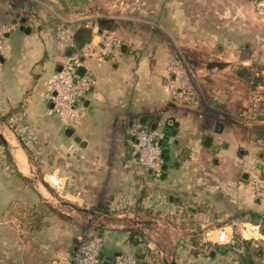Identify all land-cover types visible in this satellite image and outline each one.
Returning a JSON list of instances; mask_svg holds the SVG:
<instances>
[{
	"label": "crops",
	"instance_id": "0c3cea01",
	"mask_svg": "<svg viewBox=\"0 0 264 264\" xmlns=\"http://www.w3.org/2000/svg\"><path fill=\"white\" fill-rule=\"evenodd\" d=\"M220 1L225 10L216 36L224 41L222 55L226 48L238 55L235 47L247 41L249 53H258L264 64V21L249 13L251 0ZM167 4L191 7L190 0ZM93 7L90 0L74 5L0 0V25L7 29L0 45V134L6 142L0 139V264H64L78 238L94 233L103 237L104 258L127 254L140 264H240L246 250L254 264H264V199L251 193L249 181L252 169L264 176V95L256 97L261 112L253 116L249 99L233 95L178 101L169 91L171 53L160 34L135 22L121 36L116 30L98 32ZM109 7L125 13L129 5ZM21 17L28 33L19 29ZM184 18L192 30L193 20ZM178 19L177 10L169 12L170 24ZM82 24L91 28L93 44L103 31L119 36L121 44L101 61L84 59L95 85L85 97V115L66 124L52 110L47 82L73 47L60 39L58 27L73 37ZM251 60L242 64L253 72ZM254 74L259 78L252 82L264 90V66ZM136 124L160 127L167 136L162 142L167 167L158 177L133 155L130 130ZM242 211L263 219H243ZM243 226H258L253 238L241 235ZM220 227L232 230L227 243L205 235Z\"/></svg>",
	"mask_w": 264,
	"mask_h": 264
},
{
	"label": "rangeland",
	"instance_id": "374dc122",
	"mask_svg": "<svg viewBox=\"0 0 264 264\" xmlns=\"http://www.w3.org/2000/svg\"><path fill=\"white\" fill-rule=\"evenodd\" d=\"M120 1L129 5L125 13H121L119 8L109 7L113 2L118 4ZM163 1L164 4H167L169 0H90L94 5V13L91 14L98 15V18L104 17L107 19H110L108 16L111 15L117 16L118 18L111 19V31L116 30L115 33L120 36L123 29L133 26L132 22H135L137 26L146 27L152 33L160 34L158 37L161 36L159 38L161 45L170 50L171 61H176L179 66L180 80L185 81L193 90L198 101L205 96L210 99L233 95L241 101L246 100L247 102L249 99L247 106L250 108L253 97L256 99L258 94L260 96L264 95V90L256 87L255 83L252 82L259 78L254 72L264 64L263 61H259L258 53H249L247 47H250L248 45H251V42H240L234 50L236 51L234 54L238 55L230 56L233 51L230 52L228 48L225 49L223 55L221 53L224 50V41L218 39L216 35L221 31L219 22L225 9L220 0H205L207 3L204 4L202 3L204 0H190L191 7L189 6L186 9L181 7L177 9L170 8L168 4L165 8L160 9L159 3ZM252 1L249 4L247 3L249 13L253 14L256 21H264V17L258 16L257 13L254 15L258 0ZM240 3L245 4L246 1L240 0ZM137 4H141V9L137 8ZM175 10H177L178 16L180 15V19H178L179 24L174 25L169 23L168 15L170 11L174 12ZM162 15L163 19L160 21L159 16ZM186 15L189 20H193L192 30L188 29V24L186 25V20H184ZM248 16L250 15L248 14ZM121 17H129L137 19V21L125 20ZM200 18H204L202 23L199 20ZM186 31H189V33ZM206 31L209 32L208 36H206ZM243 43H246L247 46L244 47ZM261 44L262 42L257 45L259 49ZM225 55V59H230L229 63L223 62L222 59ZM249 57L252 60L247 65H251L248 67H252L253 72L242 64ZM210 62L222 64L223 67L225 66V70H220L221 67L218 65L208 68L207 64ZM210 68H213V70ZM199 69L204 71L200 73ZM260 101L263 103V100ZM261 106L264 107V103L260 105V108ZM252 115L254 114L251 113ZM215 236L216 233L213 232L209 235V238L213 240Z\"/></svg>",
	"mask_w": 264,
	"mask_h": 264
},
{
	"label": "built area",
	"instance_id": "2783aa9c",
	"mask_svg": "<svg viewBox=\"0 0 264 264\" xmlns=\"http://www.w3.org/2000/svg\"><path fill=\"white\" fill-rule=\"evenodd\" d=\"M256 13L264 17V0L256 2ZM7 29L0 25V45ZM60 39L67 45L73 46L71 34L66 32L62 27H58ZM121 42L114 34L103 31L99 41L93 44L91 41L86 43L80 50L74 51L75 56L71 63H63L60 70H57L47 82V89L50 93L52 110L66 124L73 123L81 119L86 113V107L83 100L95 85V79L87 72L83 75L77 73V68L84 66L79 57H94L101 61L113 53ZM85 67V66H84ZM179 66L176 61H170L168 70L170 74L169 91L173 98L181 102L196 103L198 99L193 90L180 80ZM213 70V69H212ZM251 107L248 114H255L257 111V99L252 98ZM253 116V115H252ZM133 155L139 164L151 175L158 177L162 172V144L165 137L162 128H148L141 124L134 125L131 130ZM250 191L260 199H264V176L256 169L249 172ZM250 227V228H249ZM243 226L242 236L244 238H253L254 229L258 226ZM215 232L216 236L213 241L217 243H227L231 238L232 230L226 227L208 230L205 235H211ZM210 239V238H209ZM211 240V239H210ZM103 246V237L101 234L94 233L91 235H82L78 238L74 253L70 261L64 264H103L104 257L101 255ZM72 261V263H71ZM108 264H139L134 256L127 254H117L109 260Z\"/></svg>",
	"mask_w": 264,
	"mask_h": 264
},
{
	"label": "trees",
	"instance_id": "16d2710c",
	"mask_svg": "<svg viewBox=\"0 0 264 264\" xmlns=\"http://www.w3.org/2000/svg\"><path fill=\"white\" fill-rule=\"evenodd\" d=\"M63 4L68 3V4H79V3H83L86 0H60ZM111 19H107V18H98L97 19V26H98V32H101L102 30H108L111 31ZM91 34H92V30L90 27H87L86 25L82 24L80 25L73 33V47L72 50L73 51H78L80 50L86 43H88L91 39ZM222 67V64L220 63H216V62H210L207 64V67H216V66ZM163 140L161 141L162 144ZM104 210L103 207L98 206V211H102ZM103 212V211H102ZM239 216L243 219L252 221V222H257L258 220H262L263 218L260 217L259 215H257L254 212H250V211H242L240 212ZM100 234V233H98ZM128 238L132 241L133 240V233L130 232ZM246 242L242 243V247L245 246ZM240 264H254L253 259H252V254H250L249 252H247L246 250L240 254ZM137 260V262L140 264L139 259L136 257L135 258Z\"/></svg>",
	"mask_w": 264,
	"mask_h": 264
},
{
	"label": "water",
	"instance_id": "95a60500",
	"mask_svg": "<svg viewBox=\"0 0 264 264\" xmlns=\"http://www.w3.org/2000/svg\"><path fill=\"white\" fill-rule=\"evenodd\" d=\"M19 21L21 22V25L19 26V29L22 30V31H25L26 33H28L30 29L24 25L25 18H24V17H21ZM14 22H16V21H14ZM76 27H77V24L75 23V24L73 25V30H74ZM123 46H124V45H122V47H123ZM66 56L69 57V60L67 61V63H71V60H72L71 58H72L73 56H75V53H74L71 49H68V50H67V53H66ZM79 60H80L81 62H83V61H84V57H82V56L79 57ZM60 69H61V65L58 67V70H60ZM85 72H86V68H85L84 66H80V67L77 68V73H78L79 75H83ZM83 102H84V105H85L86 102H87L86 99H84ZM154 127H155V126L153 125V126H152V129H154ZM166 130H167V129H166ZM65 133L68 134V135H70V134L72 133V129H71L70 127H67L66 130H65ZM0 139H1V141H2L3 143H6L4 137L2 136V134H0ZM163 139L166 140V139H167V136H165ZM209 139H210V138L207 137L206 141L209 140ZM206 143H207V142H206ZM166 152H167V151H166L165 149H162V157L164 158L165 161L168 159V155H166ZM166 167H167L166 163H163L161 169H162V170H165ZM111 258H112L111 256H107V257H105V259H104V261H103V264H108V262H109V260H111ZM71 263H72V261H71Z\"/></svg>",
	"mask_w": 264,
	"mask_h": 264
}]
</instances>
